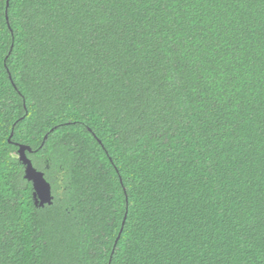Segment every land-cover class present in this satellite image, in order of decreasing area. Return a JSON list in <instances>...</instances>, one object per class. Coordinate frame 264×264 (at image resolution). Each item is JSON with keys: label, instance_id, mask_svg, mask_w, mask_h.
Here are the masks:
<instances>
[{"label": "trees", "instance_id": "trees-1", "mask_svg": "<svg viewBox=\"0 0 264 264\" xmlns=\"http://www.w3.org/2000/svg\"><path fill=\"white\" fill-rule=\"evenodd\" d=\"M0 264H264V0H0Z\"/></svg>", "mask_w": 264, "mask_h": 264}, {"label": "water", "instance_id": "water-1", "mask_svg": "<svg viewBox=\"0 0 264 264\" xmlns=\"http://www.w3.org/2000/svg\"><path fill=\"white\" fill-rule=\"evenodd\" d=\"M27 152H32V148L25 145H19V160L25 168V179L32 183L33 197L36 206H38V203L42 207L47 204L52 205L54 196L52 194L51 184L46 180L45 174L34 167L32 160L27 155ZM126 217L127 216H125V220ZM125 220L123 222V226L125 224ZM122 230L120 234L122 233Z\"/></svg>", "mask_w": 264, "mask_h": 264}, {"label": "flooded vegetation", "instance_id": "flooded-vegetation-1", "mask_svg": "<svg viewBox=\"0 0 264 264\" xmlns=\"http://www.w3.org/2000/svg\"><path fill=\"white\" fill-rule=\"evenodd\" d=\"M34 198V197H33ZM34 202H35V200H34ZM36 204V203H35ZM38 207H42V206H40V204L38 203ZM45 207V206H44Z\"/></svg>", "mask_w": 264, "mask_h": 264}]
</instances>
